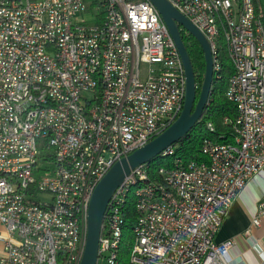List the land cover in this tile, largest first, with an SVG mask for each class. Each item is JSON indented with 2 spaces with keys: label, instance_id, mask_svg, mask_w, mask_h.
I'll list each match as a JSON object with an SVG mask.
<instances>
[{
  "label": "built area",
  "instance_id": "built-area-1",
  "mask_svg": "<svg viewBox=\"0 0 264 264\" xmlns=\"http://www.w3.org/2000/svg\"><path fill=\"white\" fill-rule=\"evenodd\" d=\"M168 1L208 39L214 72L224 39L233 137L204 139V161L133 169L106 209L98 264H116L130 196V264H226L233 241L217 231L264 169V0ZM184 94L149 0H0V264H79L95 185L175 120Z\"/></svg>",
  "mask_w": 264,
  "mask_h": 264
},
{
  "label": "water",
  "instance_id": "water-1",
  "mask_svg": "<svg viewBox=\"0 0 264 264\" xmlns=\"http://www.w3.org/2000/svg\"><path fill=\"white\" fill-rule=\"evenodd\" d=\"M160 14L174 41L185 75V94L182 110L175 120L143 146L115 161L95 185L87 209V226L84 249L79 264H98V247L109 201L125 177L137 166L161 155L171 145L182 139L201 119L210 96L214 73V59L205 35L168 0H149ZM181 30L186 31L200 45L205 69L199 94L191 60L182 40Z\"/></svg>",
  "mask_w": 264,
  "mask_h": 264
},
{
  "label": "trees",
  "instance_id": "trees-1",
  "mask_svg": "<svg viewBox=\"0 0 264 264\" xmlns=\"http://www.w3.org/2000/svg\"><path fill=\"white\" fill-rule=\"evenodd\" d=\"M259 3L262 4L263 0H259ZM181 36L193 67L197 98L205 69L203 51L196 39L186 31L181 30ZM215 59L219 69L213 73L210 96L203 116L182 139L171 145L173 147L172 154L159 155L151 161L150 165L153 168L172 165L175 159H179L184 163L192 160H206L201 152V144L206 138L221 142L232 140V123L236 117V108L234 103L227 99L226 88L228 80L233 74V66L222 35L218 38ZM225 119L228 121L227 123L224 122ZM207 123L212 124V132L207 128ZM122 210L124 211V224L122 239L117 250L116 264H130L129 253L133 237L132 225L136 219L133 196H130ZM105 221L106 219H104Z\"/></svg>",
  "mask_w": 264,
  "mask_h": 264
},
{
  "label": "crops",
  "instance_id": "crops-1",
  "mask_svg": "<svg viewBox=\"0 0 264 264\" xmlns=\"http://www.w3.org/2000/svg\"><path fill=\"white\" fill-rule=\"evenodd\" d=\"M263 197L264 169L239 191L217 231V242L233 241L226 264H258L264 258V214H258ZM255 217L258 224L253 222Z\"/></svg>",
  "mask_w": 264,
  "mask_h": 264
},
{
  "label": "rangeland",
  "instance_id": "rangeland-1",
  "mask_svg": "<svg viewBox=\"0 0 264 264\" xmlns=\"http://www.w3.org/2000/svg\"><path fill=\"white\" fill-rule=\"evenodd\" d=\"M102 264V263H101Z\"/></svg>",
  "mask_w": 264,
  "mask_h": 264
}]
</instances>
